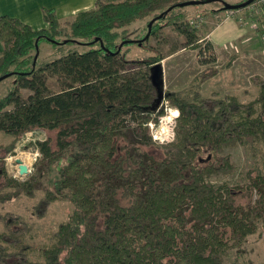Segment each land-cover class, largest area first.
I'll use <instances>...</instances> for the list:
<instances>
[{
	"label": "trees",
	"instance_id": "trees-1",
	"mask_svg": "<svg viewBox=\"0 0 264 264\" xmlns=\"http://www.w3.org/2000/svg\"><path fill=\"white\" fill-rule=\"evenodd\" d=\"M196 1L207 0H97L66 19L43 7L48 24L40 28L0 14V81L13 77L0 97V130L12 135L0 159L24 132H49L37 140L40 155L25 178L0 167V201L35 198L38 217L56 200L71 203L39 243L37 220L0 212V264H255L247 242L264 227V163L249 168L243 183L211 177L234 171L225 147L264 152V78L251 76L255 90L242 95H204L195 86L163 92L152 78L163 56L122 50L130 26L147 18L150 35L171 23L200 63L215 62L211 41L201 43L188 17L186 6ZM218 1L212 10L258 0L232 8ZM43 41L53 44L52 58L39 57ZM165 99L179 115L175 138L159 142L147 123L158 121Z\"/></svg>",
	"mask_w": 264,
	"mask_h": 264
},
{
	"label": "rangeland",
	"instance_id": "rangeland-1",
	"mask_svg": "<svg viewBox=\"0 0 264 264\" xmlns=\"http://www.w3.org/2000/svg\"><path fill=\"white\" fill-rule=\"evenodd\" d=\"M225 1L234 3L238 0ZM221 3L222 2L218 0H207L206 2H192L190 5L188 4L186 6V9L189 13L188 17L190 20H193L191 23L201 29L203 36L201 39L202 44H204V42L207 40V38L204 37L206 34L205 16L209 14L210 11H212L211 9L220 7ZM252 8H258L257 2L254 3ZM251 11L254 13V16L257 19H260V21L262 20V16L258 14L255 9ZM146 22L147 18L140 19L135 21L130 26L132 31L130 32L129 40L131 41H129V44L123 45L122 50L127 56L131 58L144 57L148 56L149 54L156 55L159 53L163 56L159 62L160 68L157 76V82L163 92L185 91L191 86L198 87L200 92L204 95L211 94L215 90L229 93H239L241 95L245 88H251L255 90L250 78L230 80V82L224 84L222 87L211 89L213 87H209L206 84L209 81H206V79H208L209 76L217 73V71L222 66H226L224 64L227 61H215L209 62L207 64L200 63L198 49L192 46H185L184 35L180 34L175 29L173 24L165 23L163 27H161L158 34L150 35L149 28L147 30ZM64 37L65 35H61L60 40ZM79 40L83 41V39ZM140 42H143V44ZM76 47L78 49H83L84 46L82 47L76 45ZM53 49L54 46L51 42L43 41L40 45L39 57L52 58ZM212 66L218 68L216 72L209 70L208 72L210 74L207 77H202V73L206 69L212 68ZM12 82L13 77L11 75L3 78L0 81V97L9 90ZM49 82L53 88H57L54 78L49 79ZM28 91V89H24L25 94ZM162 107L164 108V115H166L170 107L173 109H178V107L176 105H172L168 99H165ZM34 133L35 132H33L30 137H27L25 133L21 134V136L16 141L14 149L5 153L6 155L3 157V159H0V167L4 165L8 175L23 179L31 170L34 169V163L40 155L37 146L38 139L33 138ZM48 133L49 132L45 131V136H47ZM35 135H37V133ZM11 138V134L0 130V145L6 144L11 140ZM223 153H229L231 155L232 161L235 164V168L234 171L229 174L222 172L214 174L211 179L216 182L227 180L231 184L243 183L245 181V173L249 168L263 166L264 163V152L260 151L259 149L254 152V150L249 145L245 144H236L225 147ZM23 154H30L33 159L30 164L31 170L20 176L16 170L15 159L16 157ZM10 155L13 157L10 160H7V157ZM35 200V198L23 197L13 198L3 202L0 201V212L4 213L6 210H16L22 212L28 222L37 220V224L35 226L36 228L33 231V240L39 243L46 239L49 231L54 229L60 220L67 217V214L71 208V203L68 200H56L51 203L43 216L38 217L32 209ZM3 228L4 225L0 220V229ZM247 246L251 250V256L254 259L255 264H264V227L262 229L261 236H258L257 234H252L249 236Z\"/></svg>",
	"mask_w": 264,
	"mask_h": 264
},
{
	"label": "crops",
	"instance_id": "crops-1",
	"mask_svg": "<svg viewBox=\"0 0 264 264\" xmlns=\"http://www.w3.org/2000/svg\"><path fill=\"white\" fill-rule=\"evenodd\" d=\"M95 5L96 0H0V14L16 16L40 28L48 24L43 7L54 8L60 19H66ZM250 9L251 6L232 12L230 9H211L205 16V38L213 45L216 61L231 59L230 64L222 66L217 73L206 79L209 80L206 84L213 87L211 89L222 87L230 80L249 79L255 74L264 78V39L262 30L258 28L259 19ZM2 49L0 38V51Z\"/></svg>",
	"mask_w": 264,
	"mask_h": 264
},
{
	"label": "built area",
	"instance_id": "built-area-1",
	"mask_svg": "<svg viewBox=\"0 0 264 264\" xmlns=\"http://www.w3.org/2000/svg\"><path fill=\"white\" fill-rule=\"evenodd\" d=\"M256 2H257L258 8H252L254 3L250 4L249 6H251L252 10L255 9L256 12L262 16V20L260 21L259 19V26L261 27L262 35L264 39V7L262 6V3L264 2V0H258ZM230 10H231L230 12H232L234 9H230ZM190 21L192 22L193 20H190ZM175 111H178L179 113V109H173L172 107H170L166 115L164 114L159 115L158 121L154 119H151L148 121L147 124L150 128L153 139L159 142H167L175 138V124H176L177 116H173L172 114ZM33 132H35L33 138H36L38 140H43L46 138L44 130H29L24 133L26 134L27 137H30V135L33 134ZM36 133L37 135H35ZM12 157H13L12 155L8 156L7 160H10ZM15 162H16V159H15ZM27 166H28V172H29L31 170L30 165H27ZM16 170H17L18 175L20 176L27 173V172H24V173L20 172L18 162H16Z\"/></svg>",
	"mask_w": 264,
	"mask_h": 264
},
{
	"label": "water",
	"instance_id": "water-1",
	"mask_svg": "<svg viewBox=\"0 0 264 264\" xmlns=\"http://www.w3.org/2000/svg\"><path fill=\"white\" fill-rule=\"evenodd\" d=\"M226 7L228 8H232L233 6H235V4H231V3H226L225 4ZM152 24V21H150L149 23V26ZM150 29V27H149ZM159 68H160V64L159 63H155L153 65V73H152V78L154 80V82H156V84L159 86L158 82H157V76H158V73H159ZM16 162L19 163V169H20V172L21 173H24V172H28V166L24 163H22L21 159L16 157Z\"/></svg>",
	"mask_w": 264,
	"mask_h": 264
},
{
	"label": "bare ground",
	"instance_id": "bare-ground-1",
	"mask_svg": "<svg viewBox=\"0 0 264 264\" xmlns=\"http://www.w3.org/2000/svg\"><path fill=\"white\" fill-rule=\"evenodd\" d=\"M18 158H20L22 163L26 165H30L33 159V157L30 154H23V155L18 156Z\"/></svg>",
	"mask_w": 264,
	"mask_h": 264
},
{
	"label": "clouds",
	"instance_id": "clouds-1",
	"mask_svg": "<svg viewBox=\"0 0 264 264\" xmlns=\"http://www.w3.org/2000/svg\"><path fill=\"white\" fill-rule=\"evenodd\" d=\"M172 114H173V116H178L179 115L178 111H175Z\"/></svg>",
	"mask_w": 264,
	"mask_h": 264
}]
</instances>
